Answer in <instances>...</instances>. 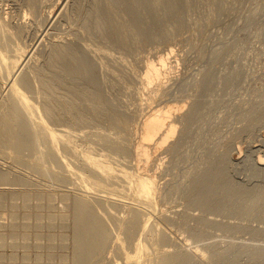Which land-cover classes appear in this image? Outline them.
Returning a JSON list of instances; mask_svg holds the SVG:
<instances>
[{
  "label": "rangeland",
  "instance_id": "374dc122",
  "mask_svg": "<svg viewBox=\"0 0 264 264\" xmlns=\"http://www.w3.org/2000/svg\"><path fill=\"white\" fill-rule=\"evenodd\" d=\"M30 1L31 0H0V18L2 19V21L0 19V22H5L6 25L8 23V29H10L14 35L16 34L14 37L16 45H20V47H24L33 52L34 61L31 63L35 64L37 62L38 68L40 67L39 69H42L43 73H45V71L47 72L45 74H48L47 70H49L48 75H50V77L52 76V78H50V80L53 79L52 82L55 81L51 73L57 76L55 80H58V77L64 78L63 74H65V76L68 74L67 77L70 76V73H72L71 70L76 65L75 57L79 62L81 61L86 64V71L88 73L86 78H81L80 76L75 78L71 75L73 78L71 76L69 78L70 80L72 78V82L74 81L72 84L71 81H69L70 84L67 83L69 80L67 77H65L66 80L63 78H60L61 80L59 79L58 81L56 80L55 84L58 86L52 93L54 95L56 91L58 94L61 91L62 93L59 95L56 94L55 96L51 95L49 99L46 98L51 102H55V100H57L59 104L61 102L62 104L60 105H63V109L67 112L69 111V114H71L74 111L70 112L68 106L70 107L72 105L70 101H72L71 103L76 101V99H73L77 97L74 93H77L80 88V90H82H79L80 92L78 91L79 94L77 93L79 95L77 101H80L84 105L81 106L82 104L80 102V104L75 102L73 105L77 104L80 108L82 107L85 117L84 115H79L78 118V115L74 112L68 117L66 116L67 113L61 116V119L63 118L61 120L62 123L59 122L60 120L58 122H49L46 118L45 120L50 123L49 125L51 127L53 126L52 129L54 131L55 128L56 132H59L58 130L63 131L64 133L62 136H65L64 138L67 137L66 140L71 138L69 141H72L73 144L75 142L74 146L77 145L79 148L81 145V151L87 153L85 150H88L90 156L93 158L95 157L94 159H97L96 161L103 163V166H112L113 168H111L114 172L113 170L111 172L112 174L115 173V176L121 175L123 172L130 173L132 177L135 175L136 167L139 164L137 163L139 158L135 156V148L141 141L142 125L144 120L149 116L150 110H156L158 109L157 107L162 106V108H164L173 104L181 105L183 102L187 104L185 105L187 107L184 106L186 109L183 108L181 110L182 112L180 111L179 114L185 115L190 111L186 119V123H189L186 124L185 128L183 127L181 133H179L181 128V126H179L178 133L170 140L168 146L172 142L175 143L173 149L166 145L163 149H159L158 152L156 151L152 156L153 163L149 178L154 182V187L157 189L155 196L156 205H154V209H159L155 212L156 214L153 220L157 222L156 225L158 227L154 226L161 232L158 233L156 229V233H158L160 239H158L159 247L157 246L158 249L156 250L161 249L157 252L155 251V255L154 247V249L150 250L151 253L153 251L152 254L150 252H146L147 254L144 252L141 257L142 259L144 258L143 260L145 262L146 258L149 257V259L147 258L146 264H150V257L153 262L155 258H160V256L169 253H177L185 257L190 256L191 263L195 261L193 264H199V262L200 264H264V256H262L264 255V167L259 168L256 164L261 155L264 157V0H171L170 5L166 1H162L157 8L162 10L161 19L164 20H160L155 15H152L149 9L148 11L151 15L148 12V17H145L146 13L144 14L143 12L147 11L142 8L140 11L144 10L142 12L144 15L141 13L143 17L139 11V13H135L138 15L139 19L137 16V18L134 17V19L133 13L138 12V10H135L136 8H132L136 3L134 0H34L37 3L36 11H33L34 9L29 7L28 2ZM165 2L169 6L164 4ZM100 8L107 14L112 12L115 14L112 20H110L114 25L109 26V24L105 22L104 26L102 17H106L107 14L105 15ZM128 8L130 11L133 10L134 12L132 11L129 13ZM96 9H99V11L101 10V12L98 13L102 15L101 21L99 18L100 15L96 14L98 12ZM150 10L153 11L152 9ZM95 15L98 16L97 19ZM127 16L131 21H129ZM144 18H147L145 19L147 24L143 21ZM149 18H151V21L148 20ZM152 18L155 19V22H157L158 19V23L161 21L160 24L155 23L159 28H155V25H153L154 28L151 27L153 24H150L153 22ZM136 19L137 21L141 19V21L136 23ZM97 20L101 23L98 24ZM94 23L97 25V28L103 25L105 32H102L103 34L99 32L98 30L100 29L104 31V29H102L103 27L97 29ZM138 24L145 29V34L142 27H139ZM148 24L150 26L149 29ZM118 25L124 26L120 27ZM128 25L133 27L132 30ZM136 26L138 27L135 28ZM15 28L17 30H15ZM119 28L121 30L120 33L118 30ZM151 28H153L155 32L153 29L150 30ZM95 29H97L96 32ZM112 29H117V32H115L116 34L114 33L111 35L112 33H110V31ZM137 29L140 32H138ZM124 31L129 33H122ZM133 31L135 33L137 31L136 34L138 35ZM141 31L144 34H142L143 36L139 34L142 33ZM100 33L104 35L105 38L101 37ZM131 33L132 35L134 34V36H132ZM145 35L147 38L144 37ZM64 41L67 44H64ZM60 43L64 44L63 48H66L65 45L67 48L70 47L64 49V53L68 56L70 54V56L74 55L73 59L64 54L66 57L65 59L64 55L61 53V55L59 54V56H57V58L62 56L60 59L58 58V63L51 58L53 55H56V51L60 50ZM54 45L57 48L54 47ZM105 49L110 53L111 58H105L102 55V50ZM169 49L174 51L170 56L172 65L170 64L171 67L168 68V72H165L166 76L164 75L162 78V83L165 79L162 86L151 89L144 85L142 86V84L140 85L138 78L145 73V65L148 61L152 60L156 62L159 56L169 53ZM50 50L54 54H51ZM68 50L69 52H67ZM70 50L72 53L74 51L75 54H72ZM89 50L90 52H88ZM7 57L12 58L10 56ZM4 58L2 59L0 57V63L2 62L0 64V72L1 70L3 71L0 73V76L3 74V78L0 77V95L2 96L0 97V105L2 103L1 98H4L3 96H6L9 91V82L14 80L17 82L20 79L18 76L25 74L24 72H33L32 74L34 76L32 75L33 79L31 78V86H37L36 84L38 82L35 74L36 71H34L35 69L33 70L34 65L32 66L31 63H28L29 66L26 65L25 67L28 66L29 68L23 67L25 69L21 68L23 71L21 72V70L18 71L12 68V59ZM62 60H64V62H62ZM65 60H67V62L71 61L70 65L65 62ZM8 61H10V63ZM60 62L65 64L61 65ZM55 63L58 64L59 68L66 65V67H64L65 69H63L64 72L62 69L59 70ZM3 64L9 66V68ZM55 65L59 71H57ZM113 66L115 70L113 69L112 75L111 70ZM116 66L118 67L117 71ZM126 67L128 68L126 69ZM42 70L40 71L42 72ZM115 71L118 74L122 73L123 76L127 74V77L124 78L125 84L124 81L121 82L123 83L121 84L116 80L117 74H115ZM125 71H127V73ZM57 72H59L60 75ZM103 73L104 76L107 74L105 80ZM100 80L106 81L107 85L106 82L104 85ZM97 81L98 83H96ZM47 82H49V79ZM61 83L71 86L74 85V87L69 91L71 87L69 85L64 86L63 84L65 88L68 87V89L65 90ZM100 83L105 87L102 85V88ZM60 87L62 88L60 89ZM73 88H76L77 91ZM31 89L25 92L30 99L32 98L31 101L35 99L33 102L39 107L46 105L47 103H44L45 101L40 102L41 99L38 98L39 93H36L37 90H34L36 87ZM59 90L60 92H58ZM67 90L72 99L69 98L70 96L68 95L69 93L66 92ZM83 90H85V93L89 90L92 94L87 91L89 94V96H87V93L84 94ZM97 90L98 92L100 90V93L102 92L101 95H107V98L105 96L103 97L104 100H96L95 93H97ZM104 90H106V92ZM71 92H73L72 95ZM81 93L85 95V97L81 96ZM61 95L63 97H61ZM115 98H118L117 101L119 102H117ZM67 99H69V101ZM92 100H94V103ZM92 106L96 111L92 109ZM85 108H87V110L84 112ZM97 110L100 111L98 112ZM114 111L116 114L113 113ZM117 113L119 114L118 117L127 115L126 118L129 121L128 128L124 127V129L118 124L119 122L116 121L118 119ZM35 114L34 118L38 116L37 119H40L39 114H37V112ZM113 114L116 116L114 115L115 117H112ZM83 118H87L88 120L85 119V121L87 120L89 123L87 121L85 122ZM37 119L35 123L39 121ZM67 119L68 123L66 122ZM80 119L83 120L81 121L84 125L80 123ZM53 122L55 124H53ZM70 122L72 127L70 126L68 129ZM72 122L76 125L75 127ZM77 124H79V126ZM35 125H33L32 128L37 130V134L35 133L32 139L38 140L33 141L30 139L31 147L29 146L26 152L23 151V153L25 152L24 154L22 152L19 154L12 149L7 151L8 148H6V146V150L4 146L0 147L2 151V153L0 151V173H7L8 182L10 183H0V194L2 193V196H0V264H79L81 259L79 260L77 256L78 244L76 242L77 230H75V213H77L76 203L82 201L80 199L84 198L89 200L88 202L91 204V207L93 206L92 209L95 207L94 211L96 207L97 210H101H96V213H100L103 219L102 222L105 221L104 225L106 226L107 224V231H110L108 235L110 234L111 236H109L110 241L108 240V245L105 246L103 251L92 256L89 263H87L133 264V262H135L133 259L135 258L136 260L134 255L137 256L135 244L140 237V226L146 220L144 217L150 215L153 217L151 212L153 209L151 211L149 210L151 214L150 212H148V215L145 213L147 212L146 207L144 208L142 202L137 200L136 192L134 191L135 186L131 185L129 182L128 184L130 185L125 182L120 183V185L116 182V184L120 186L119 190L118 185L115 183L113 184L111 180L110 183H112L114 187L108 183V178H106L108 175L102 172V169L101 171H96L94 167H90L89 165H87L89 169L83 167L81 164L83 163L84 166H86V163L81 159L83 158L81 154H79L77 158L76 155L78 154L74 155L69 152L70 150H67L65 145L61 142L54 144L55 146L57 145V147H54L52 144V147L55 149L51 148V145L47 143V141L44 143V140H46L45 133L42 134L39 126ZM88 126L91 128L88 129ZM59 128H63V130ZM65 131L67 133L70 131L69 133L71 135H68ZM76 133L81 134L77 137ZM87 133L89 134L87 135ZM97 133L100 134L97 135ZM101 134L105 135V137ZM43 135L44 138L40 137ZM100 135L104 138L102 139ZM68 136L70 137L68 138ZM81 136L82 139H80ZM100 138L110 141L109 143H112V145L115 143L114 146L116 149H113L114 147L110 148V145H106L105 141H100ZM123 139L125 140L123 141ZM116 144L118 146H116ZM58 145L60 150L57 149ZM120 145H122V148L124 146L129 150L123 152V150L121 151L119 149V151H117V147H120ZM37 146L39 148H37ZM29 150L31 152H29ZM55 150L59 152L58 154L61 153V155H65L66 158H60L69 161L66 162L69 164H66L64 159L58 161V156L60 155L57 154V156ZM90 150L92 152H90ZM37 154H41V156ZM35 155H37L40 160ZM51 157H53V160L50 159ZM139 166L142 168L141 164H139ZM73 167H75L76 170ZM40 168L44 170H40ZM80 171L81 174H79ZM99 172H102L101 175L103 173L106 175L102 176L103 178L105 176L108 182L105 179H103L105 180L103 182ZM116 172L118 174H116ZM71 173L72 176H74L73 178L72 176L70 177ZM93 173L95 175H93ZM214 173H216V176ZM83 176L89 177L87 183L90 184V182H92V186L84 184L87 181V177L83 179ZM91 177H93L92 181L90 180ZM94 179H96V183H94ZM80 180L84 182L83 185ZM97 181L99 182L97 183ZM79 182H81L80 184L82 186ZM99 183H101L102 188L98 186L100 185ZM106 183L110 188L109 186L107 187ZM87 185L91 187V189L96 185L95 188L98 187L99 190L97 188L91 190ZM78 186L83 189L81 188V190ZM85 187L87 188V193L84 192L86 189ZM115 187L117 188L116 190H114ZM125 187L127 190V192L125 190L126 193L123 192V188ZM198 188L200 189L199 191ZM109 189L111 190L109 191ZM128 190L132 192H128ZM201 190L203 191L201 192ZM200 192L202 194H200ZM127 193H129V195ZM81 195L84 197L82 198ZM198 196H202L204 200L206 199L208 204L211 203L209 205H204L203 203L200 204L195 202V197ZM85 199L83 202L85 201V203H88ZM100 200L102 202H99ZM110 201L112 202L110 203ZM115 202H118L117 204L119 205H116ZM133 202L135 203L132 204ZM99 203H102V205H99ZM214 205L218 206L217 209ZM207 206H210L208 207L209 209ZM233 208L239 209L234 210ZM246 208L247 210L249 209V211H247ZM135 209L139 211V215L145 216L143 218L139 216L142 219L140 221L139 218V222L141 223H139L140 226H137L139 230H136L134 232L135 234L127 235V224L131 219L129 214L131 215L132 211L134 214L137 213ZM129 211H131V213ZM98 213L97 215H99ZM181 213L183 215H181ZM115 214L117 216H115ZM134 214H132V216ZM119 216L121 218H118ZM149 219L148 217L147 220ZM155 221L153 222L155 223ZM218 256L220 258H218ZM128 257L134 258L128 260ZM131 261L132 263H130ZM81 262L86 264V260H82Z\"/></svg>",
  "mask_w": 264,
  "mask_h": 264
},
{
  "label": "bare ground",
  "instance_id": "6f19581e",
  "mask_svg": "<svg viewBox=\"0 0 264 264\" xmlns=\"http://www.w3.org/2000/svg\"><path fill=\"white\" fill-rule=\"evenodd\" d=\"M28 1V0H27ZM162 1H166L169 5L171 4V0H134V2H136L135 4H134V6L132 7V8H136L135 10H138V12H134L133 10V18L134 17H138V15L137 14H135V13H139V11H140V9L142 8V9H144L145 11H147V12H143L144 10H142V11H140V14L143 12L144 14L146 13V15H145V17H148V12L150 11V12H152L151 14L152 15H155L156 17H158L160 20H164V19H161V16H162V10L161 9H159V8H157V6L159 5V4H161L160 2H162ZM164 3V4H166V5H168L167 3ZM27 3V2H26ZM28 5H29V7L31 8V9H34L33 11H36L35 9H36V5H37V3H36V1H34V0H31L30 2H28ZM125 5V4H124ZM168 5V6H169ZM127 6V5H126ZM129 6V5H128ZM159 7V6H158ZM38 8V7H37ZM99 8V7H98ZM103 8V7H102ZM102 8H100V9H102ZM127 8V7H126ZM130 8V7H129ZM128 8V9H129ZM148 9H149V11H148ZM150 9H152L153 11H151ZM30 10V9H29ZM98 12L96 13L97 15H100V14H98L99 12H101V10L99 11V9H96ZM103 10V9H102ZM107 10V9H106ZM132 11H130V9H129V13L130 12H132ZM39 12V11H38ZM103 12L105 13V11L103 10ZM107 12V11H106ZM110 12V11H109ZM108 12V13H109ZM122 12V11H121ZM150 12H149V14H150ZM35 13V12H34ZM118 13V12H117ZM142 13V14H143ZM95 14V13H94ZM102 14V13H101ZM107 13H105V15H106ZM141 14V16L143 17V15ZM150 14V15H151ZM97 15H95L96 16V19H97ZM115 14H113V12L112 13H109V14H107V16L106 17H102L103 19H102V23L104 24V26H105V22L107 23V24H109V26H112V25H114V23H112L110 20H112V17L114 16ZM132 15V14H131ZM25 16H26V14H25ZM24 16V17H25ZM95 16H94V18H95ZM101 16L102 15H100V21H101ZM140 16V15H139ZM140 16V17H141ZM166 16V15H165ZM90 17V16H89ZM128 17V16H127ZM136 17V18H137ZM141 17V18H142ZM154 17V16H153ZM88 18V17H87ZM98 18V19H99ZM129 18V17H128ZM133 18H132V21H133ZM168 18V17H167ZM1 19V18H0ZM13 19V18H12ZM21 19V18H20ZM85 19V18H84ZM135 19V18H134ZM138 19H139V17H138ZM145 19H147V18H144V20L143 21H145L146 22V20ZM151 18H149L148 20H150ZM159 19H158V21H159ZM35 20H36V18H35ZM157 20V19H156ZM1 21H2V19H1ZM7 21V20H6ZM8 21H9V17H8ZM7 21V22H8ZM19 21V20H18ZM23 21V20H22ZM26 21V20H25ZM113 21H114V19H113ZM117 21V20H116ZM129 21H131L130 20V18H129ZM136 21H137V19H136ZM139 21H141V19L139 20ZM139 21H137L136 23H138ZM151 21V20H150ZM149 21V22H150ZM152 21L153 22H151L150 24H152V26L151 27H153V25H155V28L156 27H158V26H156L157 24H155V23H158V21L157 22H155V19L154 18H152ZM97 22H98V20H97ZM109 22V23H108ZM115 22V21H114ZM127 22V21H126ZM134 22V21H133ZM11 23V22H10ZM19 23V22H18ZM27 23V22H26ZM38 23V22H37ZM40 23V22H39ZM51 23V22H50ZM101 22H98V24H100ZM117 23V22H116ZM115 23V24H116ZM128 23V22H127ZM126 23V24H127ZM141 23V22H140ZM139 23V24H140ZM144 23V22H143ZM161 23V21L158 23V24H160ZM95 24V23H94ZM135 24V23H134ZM138 24V25H139ZM146 24H147V22H146ZM145 24V25H146ZM7 25H9L8 23H7ZM6 24H5V22H0V57L3 59L4 57H5V55H6V57L5 58H9V57H7V56H10V57H12V58H9V59H12L11 61V65H12V68L13 69H17L18 71L19 70H21V68H23V67H25L26 65H28V63H31V62H33L34 61V58H33V52H31L29 49H26V48H22V47H20V45L18 46V45H16V43L14 42V37L16 36V34L14 35V33H12V31H10V29H8V26H7ZM16 25V24H15ZM18 25V24H17ZM24 25V24H23ZM33 25V24H32ZM96 25V24H95ZM137 25V24H136ZM142 25H144V24H142ZM12 26V25H11ZM22 26V25H21ZM118 26H120V27H123L124 25H118ZM129 26V25H128ZM148 26H149V24H148ZM15 27V26H14ZM17 27V26H16ZM100 27L101 26H98V28H97V25H96V28L97 29H100ZM102 27H103V25H102ZM101 27V28H102ZM130 27V26H129ZM138 26H136L135 28H137ZM139 27H142V26H140L139 25ZM11 28V27H10ZM19 28V27H18ZM117 28V27H116ZM131 28V30H132V28L133 27H130ZM144 28H145V26H144ZM150 28V26L148 27V29ZM154 28V27H153ZM153 28H151L150 30H152ZM159 28V27H158ZM24 29V28H23ZM97 29H95V32H96V30ZM102 29H104V27L102 28ZM138 29H141V28H138ZM138 29H137V31H138ZM142 29H143V27H142ZM141 29V30H142ZM13 30V29H12ZM15 30H17L16 28H15ZM14 30V31H15ZM18 30H20V29H18ZM108 30V29H107ZM117 30V29H116ZM115 29H112L111 31H110V33H112L111 35H113L115 32H117ZM119 30V33H120V28L118 29ZM128 30V29H127ZM126 30V31H127ZM144 30V34H145V29H143ZM147 30V29H146ZM99 32H105V29H104V31H101V29L100 30H98ZM97 31V32H98ZM126 31H124V32H122V33H124V34H126V33H129V32H126ZM137 31H136V33H137ZM153 31H154V29H153ZM158 31V30H157ZM22 32V31H21ZM83 32V31H82ZM91 32V31H90ZM89 32V33H90ZM134 32V31H133ZM138 32H140V31H138ZM142 32V31H141ZM148 32H151V31H148ZM147 32V33H148ZM155 32V31H154ZM153 32V33H154ZM87 33V32H86ZM100 33V34H101ZM108 33V32H107ZM135 33V32H134ZM135 33V34H136ZM103 34V33H102ZM101 34V37H103V38H105V36L104 35H102ZM116 34V33H115ZM140 35H142L143 34V32L142 33H139ZM143 34V35H144ZM21 35V34H20ZM93 35V34H92ZM128 35H130V34H128ZM131 35H132V33H131ZM136 35H138V34H136ZM142 35V36H143ZM90 36H91V34H90ZM100 36V35H99ZM132 36H134V34L132 35ZM153 36H155V35H153ZM20 37V36H19ZM18 37V38H19ZM81 37V36H80ZM141 37V36H140ZM144 37H146V35L144 36ZM147 38V37H146ZM152 38V37H151ZM133 39V38H132ZM135 39V38H134ZM154 39V38H153ZM17 40V39H16ZM20 40V39H19ZM18 40V41H19ZM84 40V39H83ZM123 40V39H122ZM121 40V41H122ZM137 40V39H136ZM147 40V39H146ZM25 41V40H24ZM45 41V40H44ZM72 42V41H71ZM136 42V41H135ZM70 43V42H69ZM123 43V42H122ZM127 43V42H126ZM21 44V43H20ZM25 44H27V43H25ZM64 44H67V43H65V41H64ZM64 44H61L60 43V45H61V47H60V50H58V51H56V46L54 45V47H56L55 48V51L57 52L56 53V55L54 56L53 55V57H51L56 63H58L59 62V59L62 57V56H60V58L58 59L57 58V56H59V54L61 53V54H65L64 53V49H66L67 48V46L65 45V47L66 48H63L64 47ZM63 45V46H62ZM124 45V44H123ZM126 45V44H125ZM24 46V45H23ZM39 46V45H38ZM58 46V45H57ZM120 46H121V44H120ZM25 47H26V45H25ZM53 47V46H52ZM59 47V46H58ZM78 47V46H77ZM125 47V46H124ZM68 48H70V47H68ZM67 48V49H68ZM126 48V47H125ZM54 49V48H53ZM91 49H92V47H91ZM98 50V49H97ZM170 50V49H169ZM43 51V50H42ZM71 51V50H70ZM77 51V50H76ZM86 51V50H85ZM101 51V50H100ZM103 52H102V55L105 57V58H109L110 57V53H108L107 51H106V49L105 50H102ZM105 51V52H104ZM50 52H51V50H50ZM63 52V53H62ZM66 52V51H65ZM67 52H69V50L67 51ZM84 52V51H83ZM88 52H90V50L88 51ZM95 52V51H94ZM174 51H172V50H170L169 51V53H167V54H165V55H163L162 54V56H159V58H158V60L155 62V61H152V60H150V61H148V63L145 65V73L142 75V76H139V78H138V82H139V84L141 85L142 84V86L144 85L145 87H147V88H151V89H155V88H158V87H161L162 86V84L164 83V80H163V83H162V78L164 77V75L166 74L165 72H168L167 70H168V68L169 67H171V65H172V62L170 61V56L172 55V53H173ZM40 53V52H39ZM71 53H72V51H71ZM73 53H74V51H73ZM72 53V54H73ZM51 54H54V53H52L51 52ZM60 54V55H61ZM68 54V53H67ZM75 54V53H74ZM81 54V53H80ZM84 54V53H83ZM12 55V56H11ZM66 55V54H65ZM65 55H64V57H65ZM71 55V54H70ZM69 55V56H70ZM82 55V54H81ZM49 56V55H48ZM52 56V55H51ZM66 56H68V55H66ZM68 56V57H69ZM85 56V55H84ZM118 56H119V54H118ZM67 57V58H68ZM72 57V59H73V57H74V55L73 56H70V58ZM4 58V59H5ZM111 58V57H110ZM8 59V60H9ZM37 59V58H36ZM50 59V58H49ZM64 59V58H63ZM65 59H66V57H65ZM71 59V60H72ZM101 59V58H100ZM7 60V59H6ZM53 60H52V62H53ZM105 60V59H104ZM117 60V59H116ZM1 61V60H0ZM49 61V60H48ZM61 61V60H60ZM69 61V60H68ZM75 63H76V65H75V67L71 70L72 71V73H70V76L72 75L73 77H75V78H77V77H81V78H86L87 76H88V73H87V68H86V64L85 63H83V62H79V60H77L76 59V57H75ZM3 62H4V60H3ZM9 63H10V61H8ZM45 62V61H44ZM50 62H51V60H50ZM62 62H64V60H62ZM62 62H60L61 63V65H64V64H62ZM65 62H67V60H65ZM71 62V61H70ZM70 62H67V63H69V65H70ZM74 62V61H73ZM126 62V61H125ZM147 62V61H146ZM2 63V62H1ZM0 63V64H1ZM5 63V62H4ZM37 63V62H36ZM35 63V64H36ZM55 63V64H56ZM59 63V64H60ZM122 63H123V61H122ZM176 63H177V61H176ZM6 64V63H5ZM34 63L32 64L31 63V65L34 67L33 68V70L34 71H36V76H37V84H36V82H35V84L37 85V86H31V84H32V82H31V80L33 79L32 78V73H26V72H24L25 74H23V75H21V76H18V78L20 77V79L16 82L15 80L14 81H12V82H9V91L7 92V95L6 96H3L4 98H1L2 99V103H1V105H0V147H2V146H4V149H5V146H6V148H8L7 149V151L8 150H15L16 152H18L19 154H21V152L23 153V151H25L26 152V150H28L29 149V146H30V144H31V142H30V139H32V136H35V133H36V131L37 130H34L35 128H32V126L33 125H35V124H37L38 126H39V128H40V131H42V134L43 133H45L44 135H45V139L46 140H44V143L47 141V143H49L51 146V148H53L52 147V144L54 145V144H58L59 142H61V143H63V145H65V147H66V149L67 150H70L69 152H71L72 154H78V155H76L77 156V158H78V156H79V154H81V157L83 156V158H81V159H83V161L86 163V166H84V164L82 163L81 165H83V167H86V168H88L89 169V167H87V165H89L90 167H94L95 168V170L96 171H98V170H100L101 171V169H102V172H105V174L106 175H108V177H106V178H108V181L105 179V174L103 173L102 175H105L104 176V178H103V176L101 175V173L102 172H99L98 174L99 175H101L102 176V180L103 179H105L108 183H110V180L113 182V184L115 183L116 184V182L117 183H126V184H128V182L131 184V185H134L135 186V192H136V196H137V200H139L140 202H142V204H143V207L145 208L146 207V210H147V212H145V213H147V215L149 214L148 212H150L152 209V216L153 217H151V215L150 216H146V217H144V216H141V215H139V211H137L136 209H135V211L137 212V213H135L134 214V212L132 211V214H134V215H136V216H132V214L130 215L129 214V216H131L130 218V220L128 221V224H127V235H130V234H133L136 230H139V228L137 227L138 225H139V216H141L142 218L144 217V218H146V220H145V222L144 223H142V227L140 226V237L138 238V240H137V242H136V244H135V248H136V253H137V256H135L134 255V257H136V260H135V258L134 257H132V258H129L128 257V260L129 259H133L135 262H133V264H146V262H147V260L149 259V257H147L146 258V262L142 259V254L145 252H150V250L151 249H154L155 248V250H154V255H155V253L157 252V251H159V250H156V249H158L157 248V246H158V239H159V236H158V233L160 232L158 229H157V225H156V221L155 220H153L154 219V216H155V212L156 211H158L159 209H157V207H156V209L157 210H155L154 208H155V206L154 205H156V203H155V196H156V191H157V189H156V187H154V182L152 181V180H150V178H149V175H150V169L152 168V156L156 153V151L158 152V150L159 149H163L164 148V146H166L167 145V147H169V148H171V149H173V146L175 145V143H170V145L168 146V144H169V142H170V140H172L173 139V137L178 133V130H179V126H181V128H180V132L179 133H181V131H183V127L185 128L186 127V124H188V123H186V119H187V116H189L188 115V113L190 112V111H188V113H186L185 115L184 114H179V112L183 109V108H185V107H187V106H185V105H187V104H184V102H183V104H181V105H179V104H173V105H169V106H167V107H164V108H162V107H157L158 109H156V110H150V114H149V116L146 118V120H144V122H143V125H142V136H141V141L137 144V146H136V148H135V152H136V157L137 158H139L138 160V162L137 163H139V164H141L142 165V168L139 166V164H138V166L136 167L137 169L135 170L136 171V173H135V175L132 177V175H130V173L128 174L127 172L126 173H124L123 172V174H121V175H114V174H112V166H110L109 164H107V165H109L108 167L105 165V166H103L104 164L103 163H101V162H98V161H96L97 159H94L93 157H91L90 156V154H89V152H88V150H85V151H87V153L85 152L84 153V151H81L80 150V146H79V148H78V146L76 147V146H74V144H75V142H74V144L72 143V141H69L71 138H69L70 136H68V138H69V140L67 139L66 140V138H64L65 136H62V134L64 133L63 131H60V130H58L59 132H56V128H55V131L52 129L53 128V126L51 127L49 124L50 123H48V121L50 122H52V121H59L60 123H62V119H61V116H63L64 114H66V116L68 117L69 115H71V114H73L74 112H75V114H77L78 116V118H79V115H84V113H83V111H82V107L80 108L79 106H77V104L76 105H73V103H79L80 101H77V97L79 96L78 94H79V92L82 90H80V88H79V92L77 91V89L76 88H73L75 91H77V93H74L75 94V96H77V97H74L73 99H76V101L75 102H73V103H71L72 101H70V104H72L70 107L67 105V103H66V105L68 106V108L70 109V112H72V111H74L73 113H71V114H69V111L67 112L66 110H64L63 109V105H60V104H62L61 102H60V104L58 103V101L57 100H55V102H51L50 100L48 101L47 99H49V96L51 97V95H54L53 93H52V91H54V89L58 86V85H56L55 83H56V80H55V78H57V76L55 75V74H52L51 73V70H50V73H51V75H53L54 76V81L55 82H52V80H50V78H52V76L50 77V75H48L49 74V70H47L48 71V74H45V73H47L46 71H45V73H43V70L42 69H39L38 68V66H37V64L35 65ZM52 64V63H51ZM73 64V63H72ZM170 66H169V65ZM4 65V64H3ZM10 65V66H11ZM49 65V64H48ZM57 65V67H58V64H56ZM56 65H55V67H56ZM99 65V64H98ZM116 65V64H115ZM114 65V66H115ZM119 65V64H118ZM128 65V64H127ZM4 66H6V67H8L9 68V66H7V65H4ZM29 66V65H28ZM27 66V67H28ZM53 66V65H52ZM60 66V65H59ZM72 66H74V65H72ZM89 66V65H88ZM114 66L112 67V70H111V73H112V71H114L115 69H114ZM119 66H122V65H119ZM129 66V65H128ZM27 67H25V68H27ZM56 67V68H57ZM64 67H66V65L64 66ZM63 66H62V68H59V70L60 69H62V71L64 72V70L63 69H65ZM117 67V66H116ZM125 67V66H124ZM123 67V68H124ZM130 67V66H129ZM8 68H7V70H8ZM11 68V67H10ZM25 68H23V69H25ZM29 68V67H28ZM58 68H57V71H59L58 70ZM128 67H126V69H127ZM52 69V68H51ZM91 69V68H90ZM114 69V70H113ZM120 69V68H119ZM5 70V69H4ZM33 70H31V71H33ZM40 70H42V72L40 71ZM118 70V67H117V69H116V71ZM129 70V69H128ZM54 71H55V68H54ZM115 71V72H116ZM121 71V70H120ZM122 71H123V69H122ZM1 72H3L2 70H1ZM0 72V73H1ZM21 72H23L22 70H21ZM53 72V71H52ZM90 72V71H89ZM107 72H109V71H107ZM106 72V73H107ZM126 73H127V71H125ZM7 73V72H6ZM13 73V72H12ZM12 73H10V74H12ZM56 73V72H55ZM59 75H60V73L59 72H57ZM66 73H68V72H66ZM170 73H171V71H170ZM107 74H110V73H107ZM106 74V75H107ZM115 74H117V81L118 82H123L124 81V78H126L127 77V74H124V76L122 75V73L120 74H118L117 72L115 73ZM115 74H114V77H115ZM1 75V74H0ZM4 75H7V74H4ZM9 75V74H8ZM20 75V74H19ZM58 75V76H59ZM64 75V78L63 79H65V77H67V75L68 74H66V76H65V74H63ZM62 75V76H63ZM105 75V76H106ZM112 75H113V73H112ZM2 76H3V74H2ZM2 76H0V77H2ZM14 76V75H13ZM34 76V75H33ZM56 76V77H55ZM70 76H68L67 78H69ZM71 76V77H72ZM103 76H104V73H103ZM104 76V80H105V77ZM110 76V75H109ZM135 76V75H134ZM166 76V75H165ZM7 77V76H6ZM9 77H10V75H9ZM8 77V78H9ZM72 77V78H73ZM3 78V77H2ZM7 78V79H8ZM12 78V77H11ZM10 78V79H11ZM32 78V79H31ZM59 79L61 78V77H58ZM61 78V79H62ZM72 78H71V80H72ZM74 78V79H75ZM92 78H93V76H92ZM14 79H16V78H14ZM48 79H49V82H47L48 81ZM58 79V80H59ZM60 79V80H61ZM73 79V80H74ZM2 80V79H1ZM5 80V79H4ZM9 80V79H8ZM57 80V81H58ZM66 80V79H65ZM70 80V78H69V80H68V82L67 83H69V81H71ZM81 80V79H80ZM83 80V79H82ZM126 80V79H125ZM5 81H7V80H5ZM10 81V80H9ZM79 81V80H78ZM88 81V80H87ZM101 81V80H100ZM106 81H107V79H106ZM106 81H101V82H103V84L106 82ZM34 82V81H33ZM61 82V81H60ZM60 82H58V83H60ZM64 82V81H63ZM74 82V81H73ZM72 81H71V84L73 83ZM117 82V83H118ZM96 83H98V81L96 82ZM62 84V83H61ZM61 84H60V86H61ZM64 84V83H63ZM63 84H62V87H64V86H67V85H69V84H67V85H65L64 84V86H63ZM79 84V83H78ZM101 85V87H102V83H100ZM121 84H123V83H121ZM124 84H125V81H124ZM77 85V84H76ZM87 85H88V83H87ZM105 85V84H104ZM103 85V87H105ZM106 85H107V82H106ZM71 88H69L70 90L69 91H71V89H72V87H74V85L73 86H71V85H69ZM80 86V85H79ZM82 86V85H81ZM97 86V85H96ZM98 86H99V84H98ZM97 86V87H98ZM34 87H36V89H34V90H37L36 91V93H39V99H41V101L40 102H42V101H45L44 103H47L46 105H42L41 107H39V106H36L34 103L35 102H33V101H31L32 100V98L30 99L26 94H25V92L27 91V90H29V89H31V88H34ZM62 87H60V89L62 88ZM76 87V86H75ZM96 87V88H97ZM102 87V88H103ZM65 88V87H64ZM86 88V87H85ZM84 88V89H85ZM101 88V89H102ZM1 89V88H0ZM8 89V88H7ZM66 89H68V87L67 88H65V90ZM89 89V88H88ZM95 89V88H94ZM98 89V88H97ZM32 90V89H31ZM63 90V89H62ZM86 90V89H85ZM85 90H83L84 91V94H86L87 93V91L90 93V94H92V92H90L89 90H87L86 91V93H85ZM157 90V89H156ZM6 91V90H5ZM69 91L67 90L66 92H68L69 93ZM102 91V90H101ZM105 92H106V90H104ZM47 92H49V93H47ZM51 92V93H50ZM58 92H60V90L58 91ZM64 92V91H63ZM74 92V91H73ZM73 92H71V95H72V93ZM104 92V93H105ZM159 92V91H158ZM1 93V92H0ZM5 93V92H4ZM29 93V92H28ZM55 93V92H54ZM60 93H62V91L60 92ZM59 93V94H60ZM100 93V90H99V92H98V90H97V93H95L96 95H95V97H96V100L98 99V100H104L103 99V97H105L106 96V98H107V95H101V93ZM31 94H32V92H31ZM56 94H58L57 93V91H56V93H55V95ZM58 94V95H59ZM77 94V95H76ZM107 94V93H106ZM109 95H111L110 93H108ZM5 95V94H4ZM54 95V96H55ZM65 95V94H64ZM67 95V94H66ZM69 96H70V93L68 94ZM67 95V96H68ZM108 95V96H109ZM113 95V94H112ZM30 96V95H29ZM32 96V95H31ZM54 96H53V99H54ZM81 96H84L85 97V95H82V93H81ZM87 96H89V94L87 93ZM94 96V95H93ZM0 97H2L1 95H0ZM59 97V96H58ZM61 97H63L62 95H61ZM65 97V96H64ZM83 97V98H84ZM91 97V96H90ZM114 97V96H113ZM115 97H116V95H115ZM47 98V99H46ZM60 98V97H59ZM69 98H71L72 99V97L70 96ZM105 98V99H106ZM153 98V97H152ZM52 99V98H51ZM55 99H58V98H55ZM78 99H79V97H78ZM88 99V98H87ZM116 99V101L118 100V98H115ZM59 100V99H58ZM66 100V99H65ZM68 101H69V99H67ZM90 100V99H89ZM107 100V99H106ZM109 100V99H108ZM111 100H113V99H111ZM54 101V100H53ZM57 101V102H56ZM85 101H86V99H85ZM93 101V103H94V100H92ZM115 101V100H114ZM67 102V101H66ZM83 102V101H82ZM89 102V101H88ZM95 102H97V101H95ZM99 102V101H98ZM117 102H119V101H117ZM116 102V103H117ZM43 103V104H44ZM81 103V102H80ZM79 103V104H80ZM92 103V102H91ZM105 103V102H104ZM103 103V105L105 106V104ZM179 103V102H178ZM38 104V103H37ZM41 104V103H40ZM65 104V103H64ZM69 104V103H68ZM82 104V103H81ZM97 104H99V103H97ZM60 105V106H59ZM65 105V106H66ZM84 104H82L81 106H83ZM64 106V107H65ZM95 106V105H94ZM185 106V107H184ZM85 107H87V106H85ZM67 108V107H66ZM96 108V107H95ZM102 108V107H101ZM105 108V107H104ZM109 108V107H108ZM147 108V107H146ZM68 109V110H69ZM92 109H94V107L92 106ZM186 109V108H185ZM85 110H87V108H85L84 109V112H85ZM95 110V109H94ZM96 111V110H95ZM94 111V112H95ZM98 111V110H97ZM100 111V110H99ZM98 111V112H99ZM102 111V110H101ZM108 111V110H107ZM112 111V110H111ZM34 112V113H33ZM37 112V114H39V116H40V119H37L38 118V116H36L37 118H34L35 117V113ZM87 112V111H86ZM182 112V111H181ZM88 113V112H87ZM102 113H103V111H102ZM113 113H115L116 114V112L114 111ZM97 114V113H96ZM115 114H113V116L112 117H115L116 115ZM118 114V113H117ZM190 114V113H189ZM255 114V113H254ZM91 115V114H90ZM115 115V116H114ZM123 115V114H122ZM261 115V114H260ZM88 116V115H87ZM86 116V117H87ZM119 116V114L117 115V120L116 121H118L119 123V125L121 126V127H125V128H128V126H129V121H128V119L126 118V116H121V117H118ZM27 117V118H26ZM77 117H76V115H75V118L77 119ZM81 117V116H80ZM83 117V116H82ZM84 117H85V115H84ZM105 117V116H104ZM109 117H110V115H109ZM45 118L48 120V121H46L45 120ZM75 118H74V120H75ZM93 118V117H92ZM39 120V121H37L36 123H35V120ZM69 119V118H68ZM68 119L66 120V122L68 123ZM71 119H73V118H71ZM84 119V118H83ZM85 119H87V118H85ZM85 119H84V121H85ZM112 119V118H111ZM70 120V119H69ZM82 119H80L79 121H80V123L81 124H83L82 123V121H81ZM88 120V119H87ZM86 120V121H87ZM91 120V119H90ZM98 120V119H97ZM71 121V120H70ZM76 121V120H75ZM85 121V122H86ZM92 121V120H91ZM94 121V120H93ZM188 121H190V120H188ZM84 122V123H85ZM88 122V121H87ZM113 122V121H112ZM63 123H64V121H63ZM73 123V122H72ZM79 123V122H78ZM89 123V122H88ZM98 123H100V122H98ZM53 124H55L54 122H53ZM74 124V123H73ZM80 124V125H81ZM180 124V125H179ZM37 125H35V126H37ZM78 126H79V124H77ZM84 125V124H83ZM185 125V126H184ZM34 126V127H35ZM56 126V125H55ZM71 126V122H70V124H69V126H68V129H69V127ZM76 125L74 124V127H75ZM117 126V125H116ZM61 127V126H60ZM63 127V126H62ZM72 127V126H71ZM73 127V128H74ZM89 128L88 129H90L91 127L90 126H88ZM97 127V126H96ZM37 128V127H36ZM63 128H65V127H63ZM63 128L61 129V128H59V129H61V130H63ZM67 128V127H66ZM77 128V127H76ZM79 128H81V127H79ZM124 128V129H125ZM71 129V128H70ZM66 130V129H65ZM73 130H75V129H73ZM39 131V130H38ZM39 131V132H40ZM68 131V130H67ZM86 131V130H85ZM91 131V130H90ZM125 131V130H124ZM141 131V130H140ZM66 132V131H65ZM70 132V131H69ZM67 133L68 135L70 134V133ZM79 132V131H78ZM89 132V131H88ZM41 133V132H40ZM65 133V134H66ZM72 133V132H71ZM82 133V132H81ZM81 133H79V134H81ZM90 133V132H89ZM89 133H87V135L89 134ZM95 133V132H94ZM37 134V133H36ZM61 134V135H60ZM73 134V133H72ZM74 134H75V132H74ZM77 135V137H78V133H76ZM83 134H85V133H83ZM98 134H100V133H97V135ZM106 134V133H105ZM41 135V134H40ZM44 135L43 136H40V137H42V138H44ZM71 135V134H70ZM91 135V134H90ZM101 135H103V134H101ZM100 135V136H101ZM184 135V134H183ZM67 136V135H66ZM72 136H74V135H72ZM100 136H98V137H100ZM104 137H105V135H103ZM108 136V135H107ZM114 136V135H113ZM112 136V137H113ZM180 136V135H179ZM38 137V136H37ZM75 137V136H74ZM73 137V138H74ZM102 137V136H101ZM104 137H102V139L104 138ZM34 138V137H33ZM36 138V137H35ZM72 138V139H73ZM89 138V137H88ZM93 138V137H92ZM109 138V137H108ZM76 139V138H75ZM80 139H82V136H81V138ZM101 139V138H100ZM100 140V141H105L106 142V145H110L109 147L110 148H113V149H116L115 148V146H114V144L115 143H113V145H112V143H109L110 141H106V140ZM107 139V138H106ZM114 139H116V138H114ZM33 140V139H32ZM35 141H37L36 139H34ZM33 140V141H34ZM41 140V139H40ZM77 140V139H76ZM79 140V139H78ZM87 140V139H86ZM98 140V139H97ZM110 140V139H109ZM125 139H123V141H124ZM95 141V140H94ZM40 142V141H39ZM79 142V141H78ZM175 142V141H174ZM37 143V142H36ZM33 144V143H32ZM35 146V145H34ZM93 146V145H92ZM116 146H118L117 144H116ZM122 145H120V147H117L118 148V150L117 151H119V149L122 151L123 150V152H126V151H128L127 149H126V147H124L123 146V148L121 147ZM31 147V146H30ZM47 147V146H46ZM54 147H57V145L55 146L54 145ZM63 147V146H62ZM89 147V146H88ZM10 148V149H9ZM37 148H39L38 146H37ZM64 148V147H63ZM128 148V147H127ZM1 149V148H0ZM3 149V150H4ZM31 149V148H30ZM36 149V148H35ZM53 149H55V148H53ZM57 149H59V145H58V148ZM56 149V150H57ZM62 149V148H61ZM83 149H84V147H83ZM168 149V148H167ZM6 150V149H5ZM41 150V149H40ZM55 150V151H56ZM60 150V149H59ZM79 150V151H78ZM1 151V150H0ZM36 151V150H35ZM38 151V150H37ZM36 151V152H37ZM45 151V150H44ZM47 151H48V149H47ZM51 151H52V149H51ZM14 152V151H13ZM24 152V153H25ZM29 152H31L30 150H29ZM39 152V151H38ZM50 152V151H49ZM53 152V151H52ZM57 152V153H56ZM55 152V154L57 155L59 152L58 151H56ZM61 152V151H60ZM90 152H92L91 150H90ZM1 153H2V151H1ZM17 153V154H18ZM23 153V154H24ZM44 153V152H43ZM42 153V154H43ZM47 153V152H46ZM71 153H70V155H71ZM14 154H16V153H14ZM29 154V153H28ZM35 154V153H34ZM49 154V153H48ZM47 154V155H48ZM53 154H54V152H53ZM93 154V153H92ZM7 155V154H6ZM5 155V156H6ZM27 155V154H26ZM38 156H41V154L39 155V154H37ZM37 155H35L37 158H38V156ZM50 155V154H49ZM58 155H60V156H58ZM57 156H58V161L59 160H61V159H64V158H60V157H65V155H61V153L60 154H58ZM69 155V154H68ZM241 155V154H240ZM29 156V155H28ZM33 156V155H32ZM57 156H56V158H57ZM67 156V155H66ZM75 156V157H76ZM22 157V156H21ZM30 157V156H29ZM44 157H46V156H44ZM44 157H41V158H44ZM48 157V156H47ZM74 157V156H73ZM240 157V156H239ZM20 158V157H19ZM53 157H51L50 159H52ZM55 158V157H54ZM60 158V159H59ZM66 158V157H65ZM39 159V158H38ZM47 159H49V158H47ZM71 159V158H70ZM69 159V160H70ZM154 159V158H153ZM40 160V159H39ZM53 160V159H52ZM57 160V159H56ZM65 160V159H64ZM77 160V159H76ZM75 160V161H76ZM14 161V160H13ZM16 161H18V160H16ZM51 161V160H50ZM58 161H56L57 163H59ZM82 161V160H81ZM162 161V160H161ZM61 162V161H60ZM65 163L66 162H69V161H67V160H65L64 161ZM223 162V161H222ZM25 163V162H24ZM61 163H63V162H61ZM65 163H64V165H65ZM73 163H74V161H73ZM110 163V162H109ZM66 164H69V163H66ZM71 164V163H70ZM158 164V163H157ZM214 164V163H213ZM256 164H257V167H259V168H263L264 167V157L261 155L259 158H258V160H257V162H256ZM61 165V164H60ZM76 165V164H75ZM66 166V165H65ZM72 166V165H71ZM60 167V166H59ZM62 167H64V166H62ZM70 167V166H69ZM78 167V166H77ZM82 167V168H83ZM112 167V168H111ZM134 167V166H133ZM140 167V168H139ZM68 168V167H67ZM66 168V169H67ZM71 168V167H70ZM69 168V169H70ZM73 168H75V167H73ZM93 168V169H94ZM155 168V167H154ZM214 168V167H213ZM37 169H38V167H37ZM51 169V168H50ZM63 169V168H62ZM40 170H44V169H42V168H40ZM70 170H72V169H70ZM75 170H76V168H75ZM78 170H80V169H78ZM92 170V169H91ZM90 170V171H91ZM95 170H93L94 172H96ZM215 170V169H214ZM217 170H219V169H217ZM226 170V169H225ZM224 170V171H225ZM38 171V170H37ZM63 171H64V169H63ZM119 171V170H118ZM117 171V172H118ZM5 172V171H4ZM60 172V171H59ZM75 172H77V171H75ZM92 172V171H91ZM113 172H114V170H113ZM116 172V174H118ZM120 172V171H119ZM204 172V171H203ZM221 172V171H220ZM42 173V172H41ZM69 173H70V171H69ZM88 173V172H87ZM120 173H122V172H120ZM119 173V174H120ZM43 174V173H42ZM49 174V173H48ZM51 174V173H50ZM52 174H54V173H52ZM57 174V173H56ZM63 174V173H62ZM74 174V173H73ZM79 174H81V171L79 172ZM82 174H84V173H82ZM90 174H92V173H90ZM132 174V173H131ZM219 174V173H218ZM221 174V173H220ZM65 175V174H64ZM76 175V174H75ZM85 175V174H84ZM89 175V174H88ZM93 175H95L94 173H93ZM214 175L216 176V173H214ZM69 176V175H68ZM68 176H67V178H68ZM72 176V173H71V175H70V177ZM82 176V175H81ZM90 176H92V175H90ZM63 177H65V176H63ZM62 177V178H63ZM74 176H72V178H73ZM76 177V176H75ZM87 177V176H86ZM85 176H83L82 178L83 179H85L86 178ZM94 177V176H93ZM93 177H91V181H92V179H93ZM205 177H206V175H205ZM54 178V177H53ZM71 178V179H72ZM94 178H96V177H94ZM101 178V177H100ZM100 178H97V179H100ZM228 178V177H227ZM56 179V178H55ZM75 179V178H74ZM82 179V180H83ZM87 179H89V177H87L86 178V180ZM231 179V178H230ZM8 176H7V173L6 174H4L3 172L2 173H0V183L2 182V183H7L8 182ZM12 180H13V178H12ZM16 180V179H15ZM64 180V179H63ZM67 180V179H66ZM90 180H89V182H90ZM95 180L96 179H94L93 181H94V183H96L95 182ZM105 180H103V182L105 181ZM194 180H196V179H194ZM221 180H223V179H221ZM24 181V180H23ZM70 181V180H69ZM81 181V180H80ZM84 181V180H83ZM101 183H103L101 180H99ZM99 181H97V183L99 182ZM202 181V180H201ZM218 181V180H217ZM11 182V181H10ZM14 182V181H13ZM73 182V181H72ZM76 182V181H75ZM82 182V181H81ZM81 182H79V184L81 183ZM88 182V180L84 183V182H82V185H83V183L84 184H89V183H87ZM19 183H20V181H19ZM22 183V182H21ZM78 183V182H77ZM91 183L92 182H90V184H89V186L91 185ZM101 183H99L100 185H98V186H100V188H102L101 187ZM227 183V182H226ZM8 184H10L9 182H8ZM24 184V183H23ZM74 184V183H73ZM76 184V183H75ZM93 184V183H92ZM104 184V183H103ZM107 184V183H106ZM111 185H112V183H110ZM119 184H116V185H118V189L120 188V186H119ZM130 184H128V185H130ZM191 184H192V182H191ZM201 184V183H200ZM81 185V184H80ZM81 185V186H82ZM97 185V184H96ZM95 185V186H96ZM115 185V186H116ZM121 185V184H120ZM123 185V184H122ZM220 185V184H219ZM221 185H222V183H221ZM220 185V186H221ZM225 185V184H224ZM84 186H86V185H84ZM83 186V187H84ZM88 186V185H87ZM88 186V188L89 189H91V187H89ZM92 186V185H91ZM94 186V185H93ZM95 186L94 187H92V189L91 190H94V189H98L99 190V188L98 187H96L95 188ZM106 186V185H105ZM109 185L107 184V187H108ZM113 186V185H112ZM206 186V185H205ZM223 186V185H222ZM74 187V186H73ZM79 188H80V186H78ZM114 187V186H113ZM128 187V186H127ZM130 187H132V186H130ZM214 187H215V185H214ZM76 188H77V186H76ZM76 188H75V190H76ZM82 188V187H81ZM80 188V189H81ZM86 188V187H85ZM84 188V189H85ZM94 188V189H93ZM103 188H104V186H103ZM109 188H110V186H109ZM121 188H122V186H121ZM129 188V187H128ZM200 188V187H199ZM198 188V191L201 189H199ZM225 188V187H224ZM83 189V188H82ZM81 189V190H82ZM106 189V188H105ZM117 188L115 187V189L114 190H116ZM124 190H123V192L124 193H126L127 192V190H126V187L125 188H123ZM132 189V188H131ZM130 189V190H131ZM218 189V188H217ZM216 189V190H217ZM86 190H87V188L84 190V192L85 193H87L86 192ZM90 190V191H91ZM111 189H109V191H110ZM114 190H112V191H114ZM120 190V189H119ZM125 190H126V192H125ZM219 190V189H218ZM89 191V190H88ZM104 191V190H103ZM108 191V190H107ZM196 191V190H195ZM203 190H201V192H202ZM208 191V190H207ZM82 192V191H81ZM94 192H97V191H94ZM98 192H100V191H98ZM117 192V191H116ZM121 192V191H120ZM128 192H132V191H129L128 190ZM200 192V194H202ZM209 192V191H208ZM216 192V191H215ZM219 192V191H218ZM221 192H222V190H221ZM224 192V191H223ZM3 193H5V192H3ZM10 193V192H9ZM93 193V192H92ZM104 193V192H103ZM102 193V194H103ZM220 193V192H219ZM41 194V193H40ZM81 194V193H80ZM91 194V193H90ZM96 194V193H95ZM101 194V193H100ZM122 194V193H121ZM128 195H129V193H127ZM221 194V193H220ZM219 194V195H220ZM230 194V193H229ZM228 194V195H229ZM68 195V194H67ZM114 195V194H113ZM195 195V194H194ZM214 195V194H213ZM225 195V194H224ZM231 195V194H230ZM0 196H2V193L0 194ZM35 196V195H34ZM38 196V195H37ZM42 196H43V194H42ZM89 196V195H88ZM92 196H94V195H92ZM108 196V195H107ZM115 196V195H114ZM119 196V195H118ZM196 196V195H195ZM259 196V195H258ZM79 197V196H78ZM77 197V198H78ZM81 197H82V195H81ZM80 197V198H81ZM84 197V196H83ZM82 197V198H83ZM116 197V196H115ZM125 197V196H124ZM127 197H129V196H127ZM134 197H135V195H134ZM191 197V196H190ZM1 198H3V197H1ZM79 198V199H80ZM93 198V197H92ZM107 198V197H106ZM114 198V197H113ZM113 198H110V199H113ZM118 198V197H117ZM117 198H115V199H117ZM122 198V197H121ZM26 199V198H25ZM76 199V198H75ZM79 199H78V201H79ZM85 199V198H84ZM84 199H80V200H82V201H79V202H77V200H76V211H77V213H75V216H76V223H75V225H76V229L75 230H77L76 231V237H77V239H76V242H77V244H78V254H77V256L79 257V264H81V263H84V262H81L82 260H86V264H88L89 263V260L92 258V256H94L95 254H98L99 252H102L103 251V249L105 248V246H107L108 245V242L110 241L109 240V236H110V234L108 235V232H110V231H107L108 229L106 228V226H107V224H106V226L104 225L105 223V221L104 222H102V217H101V215H100V213H98L99 215H100V217H99V215H97V213H96V210H97V207H96V210L94 211V209H95V207H94V209H92V207H91V204L88 202L89 200H86L88 203H85V201L83 202V200ZM98 199V198H97ZM105 199V198H104ZM108 199H109V197H108ZM114 199V200H115ZM135 199H136V197H135ZM196 199V200H195ZM195 202H197V203H200V204H204V205H209L208 204V202H206V199L204 200L203 199V197L202 196H198V197H195ZM217 199V198H216ZM219 199V198H218ZM92 200V199H91ZM96 200V199H95ZM103 200V199H102ZM263 200V199H262ZM26 201V200H25ZM109 201V200H108ZM132 201V200H131ZM99 202H102L101 200L99 201ZM104 202V201H103ZM112 201H110V203H111ZM126 202V201H125ZM145 202V203H144ZM206 202V203H205ZM43 203V202H42ZM91 203H93V202H91ZM116 203V205H119V204H117L118 202H115ZM135 202H133L132 204H134ZM137 203V202H136ZM160 203V202H159ZM224 203V202H223ZM98 204V203H97ZM102 205V203H99V205ZM114 204V203H113ZM139 204V203H138ZM138 204H137V206H138ZM141 204V203H140ZM219 204H220V202H219ZM226 204V203H225ZM228 204V203H227ZM96 205V204H95ZM108 205V204H107ZM110 205H112V204H110ZM115 205V204H114ZM131 205V204H130ZM136 205V204H135ZM203 205V206H204ZM212 205V204H211ZM241 205V204H240ZM113 206V205H112ZM122 206V205H121ZM136 206V207H137ZM24 207V206H23ZM48 207V206H47ZM99 207V206H98ZM101 207V206H100ZM114 207V206H113ZM116 207V206H115ZM140 207H141V205H140ZM139 207V208H140ZM142 207V208H143ZM208 207H210V206H207V208ZM214 207H216V209H217V207L218 206H215L214 205ZM225 207V206H224ZM26 208V207H25ZM73 208H74V206H73ZM110 208V207H109ZM124 208H126V207H124ZM131 208V207H130ZM138 208V209H139ZM159 208V207H158ZM222 208V207H221ZM50 209V208H49ZM100 209V208H99ZM103 209V208H102ZM114 209V208H113ZM117 209V208H116ZM115 209V210H116ZM132 209V208H131ZM193 209H195V208H193ZM209 209V208H208ZM211 209H212V207H211ZM234 209V208H233ZM235 209H237V208H235ZM234 209V210H235ZM239 209V208H238ZM237 209V210H238ZM107 210H108V208H107ZM112 210V209H111ZM133 210H134V208H133ZM140 210V209H139ZM150 210V211H149ZM245 210V209H244ZM246 210H247V208H246ZM97 211H101V210H97ZM103 211V210H102ZM110 211V210H109ZM114 211V210H113ZM112 211V212H113ZM117 211V210H116ZM131 211H129L130 213H131ZM143 211V210H142ZM142 211H140V212H142ZM164 211V210H163ZM204 211V210H203ZM247 211H249V209L247 210ZM151 212H150V214H151ZM105 213V212H104ZM111 213V212H110ZM109 213V214H110ZM164 213V212H163ZM186 213V212H185ZM210 213V212H209ZM30 214V213H29ZM28 214V215H29ZM38 214V213H37ZM77 214V215H76ZM101 214H102V212H101ZM125 214V213H124ZM157 214H158V212H157ZM164 215V214H163ZM181 215H183L182 213H181ZM215 215H217V214H215ZM27 216V215H26ZM110 216V215H109ZM108 216V217H109ZM111 216H113V215H111ZM115 216H117L116 214H115ZM114 216V217H115ZM125 216V215H124ZM123 216V217H124ZM128 216V215H127ZM159 216V215H158ZM30 217V216H29ZM37 217V216H36ZM74 217V216H73ZM150 218L149 220H147V218ZM178 217V216H177ZM182 217H184V216H182ZM28 218V217H27ZM41 218V217H40ZM101 218V219H100ZM117 218V217H116ZM118 218H121L120 216L118 217ZM161 218V217H160ZM63 219V218H62ZM65 219V218H64ZM127 219V218H126ZM183 219V218H182ZM187 219H188V217H187ZM191 219V218H190ZM204 219V218H203ZM202 219V220H203ZM60 220V219H59ZM106 220V219H105ZM142 219L140 218V221H141ZM114 221V220H113ZM116 221V220H115ZM153 221H155V223L153 222ZM167 221V220H166ZM200 222V221H199ZM110 223V222H109ZM115 223V222H114ZM120 223V222H119ZM183 223V222H182ZM201 223V222H200ZM205 223V222H204ZM141 224V223H140ZM199 224V223H198ZM38 225V224H37ZM74 225V224H73ZM157 226V227H155V226ZM213 226V225H212ZM196 227V226H195ZM109 228V227H108ZM138 228V229H137ZM156 229L158 230V233H156L157 231H156ZM196 230V229H195ZM161 233V232H160ZM135 234V233H134ZM193 235V234H192ZM111 237V236H110ZM130 237V236H129ZM161 237V236H160ZM200 237V236H199ZM163 239V238H162ZM169 239V238H168ZM109 240V241H108ZM160 240V239H159ZM162 241V240H161ZM166 241V240H165ZM200 241V240H199ZM167 242V241H166ZM164 243V242H163ZM163 243H161V244H163ZM187 243V242H186ZM76 244V243H75ZM166 244V243H165ZM162 246V245H161ZM154 247V248H153ZM159 247V246H158ZM163 247V246H162ZM163 248H165V247H163ZM162 248V249H163ZM122 250H123V248H122ZM210 250H212V249H210ZM156 251V252H155ZM163 251V250H162ZM175 251H176V249H175ZM164 252V251H163ZM198 252V251H197ZM85 253V254H84ZM125 253V252H124ZM151 253V252H150ZM152 253H153V251H152ZM151 253V254H152ZM147 254V253H146ZM150 254V255H151ZM160 254V253H159ZM159 254H157V255H159ZM182 254V253H181ZM195 254V253H194ZM205 254V253H204ZM83 255V256H82ZM91 255V256H90ZM156 255V256H157ZM198 255H200V254H198ZM202 255H203V253H202ZM259 255V254H258ZM108 256V255H107ZM147 256V255H146ZM215 256V255H214ZM262 256H264V255H262ZM76 257V256H75ZM98 257V256H97ZM100 257H101V255H100ZM153 257V256H152ZM155 257V256H154ZM190 257V256H189ZM189 257H185L184 255H179V254H177V253H175V254H171V253H169V254H164L163 256H160V258L159 257H157V258H153L154 260H153V262H152V258L150 257V264H193V263H195V261L194 262H192L191 263V259L189 258ZM193 257V256H192ZM204 257V256H203ZM94 258V257H93ZM194 258V257H193ZM218 258H220L219 256H218ZM215 259H216V257H215ZM95 260V259H94ZM98 260V259H97ZM193 260V259H192ZM213 261H214V259H213ZM222 261V260H221ZM88 262V263H87ZM127 262H129V261H127ZM189 262V263H188ZM76 263V262H75ZM93 263V262H92ZM130 263H132V261L130 262ZM202 263V262H201ZM85 264V263H84ZM197 264V263H196ZM199 264H200V262H199Z\"/></svg>",
  "mask_w": 264,
  "mask_h": 264
}]
</instances>
